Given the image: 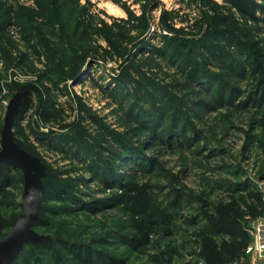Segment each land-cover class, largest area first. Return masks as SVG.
Segmentation results:
<instances>
[{
    "label": "rangeland",
    "instance_id": "374dc122",
    "mask_svg": "<svg viewBox=\"0 0 264 264\" xmlns=\"http://www.w3.org/2000/svg\"><path fill=\"white\" fill-rule=\"evenodd\" d=\"M256 2L252 20L226 0H0V132L21 102L14 141L48 181L34 231L86 245L104 264L241 257L264 219ZM164 13L174 32L161 29ZM15 181L1 218L20 211L22 172ZM20 254L12 264H56L34 243Z\"/></svg>",
    "mask_w": 264,
    "mask_h": 264
},
{
    "label": "water",
    "instance_id": "95a60500",
    "mask_svg": "<svg viewBox=\"0 0 264 264\" xmlns=\"http://www.w3.org/2000/svg\"><path fill=\"white\" fill-rule=\"evenodd\" d=\"M21 104L15 108L9 105L0 137V160L22 172L24 187L16 221L9 233L0 238V264H12L26 243L46 239L33 229L43 195L41 180L45 175L44 165L37 157L20 148L13 137V122Z\"/></svg>",
    "mask_w": 264,
    "mask_h": 264
},
{
    "label": "trees",
    "instance_id": "16d2710c",
    "mask_svg": "<svg viewBox=\"0 0 264 264\" xmlns=\"http://www.w3.org/2000/svg\"><path fill=\"white\" fill-rule=\"evenodd\" d=\"M264 1V0H263ZM227 3H229L233 8H235V10L237 11V13L242 16V17H247L250 18L252 20H257V18L253 15L255 10L258 8V4L256 2V0H226ZM164 13L160 20V27L163 31L169 32L172 31L174 32V24L172 22V19L167 17V14ZM173 36H171L170 38H168V42L173 43V42H177L178 45H180L181 49H184L188 47V44L186 42H188V40L185 41H180L179 42L177 40H173ZM112 49L114 50L115 47L112 46ZM214 49L212 50H207V52L209 53V56H213L215 55ZM258 68H260V66L258 65ZM197 73V72H195ZM190 78L195 79L196 80V75H190ZM1 133V132H0ZM20 148H22L23 150H26L27 152H29L31 155L32 153L26 149V147L24 148L21 144H18ZM17 174H20V171L8 166L6 163H4L3 161L0 160V195L3 194L4 190L8 187L11 186V184H13L15 181V176ZM44 180L47 178L46 175L43 176ZM48 181L45 180L42 183L43 186V191H46V185H47ZM40 211V208L38 210V212ZM16 221L15 217H12V219H4L0 217V236L2 235L3 231L6 230H10L12 228V226L14 225ZM37 220L34 222L33 225V229L34 227L37 225ZM30 245V243H26L24 246L25 248H28V246ZM34 246L36 247H40L44 246V248H47L48 250H50V252L53 254V259L55 260L56 264H65V260L62 259L61 254H60V248H63L67 253H69V255L71 256L72 259L77 260V262L79 264H104L105 262L108 263L110 262V258H108L107 256H105L104 254H100L98 252H94L90 247L86 246V245H82V244H76L74 247H70L69 245H67V243L62 240V239H52V238H47L44 239L42 242H35ZM243 253V251H241V254ZM240 254V255H241ZM24 254H20L19 257L20 259L24 257L26 258V261L32 262V253L27 249L26 251V255ZM114 262H112L111 264H113ZM204 264H215V261L210 258L209 256L206 255L205 258V262Z\"/></svg>",
    "mask_w": 264,
    "mask_h": 264
},
{
    "label": "built area",
    "instance_id": "2783aa9c",
    "mask_svg": "<svg viewBox=\"0 0 264 264\" xmlns=\"http://www.w3.org/2000/svg\"><path fill=\"white\" fill-rule=\"evenodd\" d=\"M254 240L253 243L243 250L241 257L236 259L232 264H242L244 261H248L249 263L253 257L264 261V219H260L255 223Z\"/></svg>",
    "mask_w": 264,
    "mask_h": 264
},
{
    "label": "crops",
    "instance_id": "0c3cea01",
    "mask_svg": "<svg viewBox=\"0 0 264 264\" xmlns=\"http://www.w3.org/2000/svg\"><path fill=\"white\" fill-rule=\"evenodd\" d=\"M248 264H264L263 260L257 259L256 257L251 258Z\"/></svg>",
    "mask_w": 264,
    "mask_h": 264
},
{
    "label": "bare ground",
    "instance_id": "6f19581e",
    "mask_svg": "<svg viewBox=\"0 0 264 264\" xmlns=\"http://www.w3.org/2000/svg\"><path fill=\"white\" fill-rule=\"evenodd\" d=\"M105 7L107 8V10L109 11V12H112L113 10H114V7L111 5V4H106L105 5Z\"/></svg>",
    "mask_w": 264,
    "mask_h": 264
}]
</instances>
